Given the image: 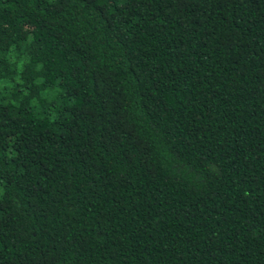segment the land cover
I'll return each instance as SVG.
<instances>
[{"label": "trees", "instance_id": "obj_1", "mask_svg": "<svg viewBox=\"0 0 264 264\" xmlns=\"http://www.w3.org/2000/svg\"><path fill=\"white\" fill-rule=\"evenodd\" d=\"M0 264H264V0H0Z\"/></svg>", "mask_w": 264, "mask_h": 264}]
</instances>
